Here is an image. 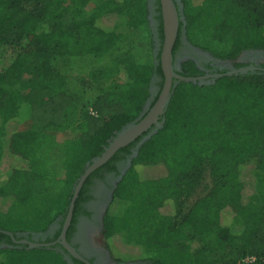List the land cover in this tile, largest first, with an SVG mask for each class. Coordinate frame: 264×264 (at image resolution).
<instances>
[{
	"label": "trees",
	"instance_id": "1",
	"mask_svg": "<svg viewBox=\"0 0 264 264\" xmlns=\"http://www.w3.org/2000/svg\"><path fill=\"white\" fill-rule=\"evenodd\" d=\"M93 1L70 0L59 6V0H0V47H8L15 55L0 72V212L9 217V222L0 224L2 231H25V223L35 219V212L25 218V206L44 194L47 184L33 161L50 138L67 137L63 147L66 183L75 184L86 164L143 114L153 76L159 75L163 85L162 48L156 64L138 62L131 51L122 50L88 73L87 78L102 85L90 108L80 106L79 87L55 67V60L104 56L118 43L116 31L124 12L146 0H98L91 8ZM219 1L224 6L210 28L212 38L227 49L216 56L234 60L244 50L264 51V0ZM202 16V12L186 15V28ZM107 18L113 20L110 27L105 26ZM158 18L163 43L162 15ZM179 37L180 31L173 56ZM182 70L185 76L201 74L192 60L185 61ZM23 105L27 110L24 126L10 130ZM79 109L81 122L76 124ZM150 130L120 147L86 178L75 201L72 224L88 198L86 186L92 178L116 170V162L132 154ZM6 155L25 162V167L1 172ZM247 167L250 179L244 171ZM145 169L150 171L148 177L142 174ZM67 192L61 191L53 203L55 208L64 206L60 211L64 217L73 194ZM261 195L264 71L225 75L208 85L180 81L173 86L163 127L139 146L117 183L103 217L102 237L109 247L125 231L137 232V241H125L128 249L117 262L135 258L164 264L147 257L148 245L173 248L193 239L220 251L212 257L204 244L192 256L193 264H264V206L256 208L251 202ZM168 202L174 206L170 214L162 212ZM228 211L241 219L240 233H233L226 224ZM2 231L0 236L8 237ZM8 242L15 245L11 239ZM247 255L256 260L243 263ZM0 256L6 257L0 264H69L60 251L45 246L0 248Z\"/></svg>",
	"mask_w": 264,
	"mask_h": 264
},
{
	"label": "rangeland",
	"instance_id": "2",
	"mask_svg": "<svg viewBox=\"0 0 264 264\" xmlns=\"http://www.w3.org/2000/svg\"><path fill=\"white\" fill-rule=\"evenodd\" d=\"M70 0H59V6L69 3ZM180 8V16L184 22V34L182 36L183 44L181 49L177 53L175 58V66L182 70V64L187 60L197 62L198 66L203 69L208 68H220L224 71L231 70L242 66H248L249 62L253 61L258 65L264 67V51L261 49H248L242 51L239 56L234 59H221L216 54L222 53L227 49V46L218 43L212 38V32L210 26H213L220 18L223 4L219 0H177ZM98 0H94L91 3V8H94ZM202 12L203 18L196 23L186 28V15L191 16L193 14ZM111 17V16H110ZM150 0H146L144 5L136 4L131 9L124 12L122 15L121 25L117 28V45L109 50L104 56L100 58L95 57H67L64 59L55 60V67L66 75L71 83L77 85L82 95V104L84 108H90L95 97L99 93V87L102 84L93 83L88 77V73L95 67L102 65L105 61L112 59L118 52L129 50L133 54V57L138 62L154 61L158 62V55L162 48L159 46L157 39V30L154 27ZM115 19V18H114ZM105 26L110 27L113 20L107 18L104 20ZM46 25L45 23L41 26ZM161 47L160 49L158 48ZM14 53L8 47H0V72L3 71L8 64L11 63L14 58ZM251 72V71H250ZM247 74V73H245ZM242 74V75H245ZM154 79L151 81L149 92L150 96L147 100L152 97L154 91ZM83 84V88L80 85ZM146 102V104H147ZM146 106V105H145ZM26 106L23 105L20 110V116L16 121L15 126H10V130H17L19 124L22 128L24 126L25 118L27 117ZM1 121V120H0ZM81 122V110L77 111L76 124ZM67 137L64 134H59L52 137L48 142L41 148L37 156L33 161V166L37 170L41 171L45 175L47 184V191L41 196H37L32 199L28 205L25 206V218L30 217L32 212L36 213L35 219L31 222L25 223V231L16 230L19 234L35 235L38 237L40 234L45 235V232L52 229L57 221L63 217L60 213L61 207H53V203H56L59 194L63 190L73 193L76 183H66V169L64 160V143ZM12 166H24L25 162H19L15 157L6 155L1 166V172L5 173L10 170ZM130 165L128 162L123 167V173L121 179L126 173ZM86 167V166H85ZM245 173L248 174L250 179V170L248 167L244 169ZM142 174L148 177L150 174L149 169H145ZM117 177V178H120ZM120 179V180H121ZM207 181H210V177L206 176ZM119 180V181H120ZM118 181V182H119ZM103 199L97 203V209L99 216L108 210L112 198L107 201L110 197V183L102 181L101 183ZM112 184V183H111ZM67 192V193H68ZM108 202V204H107ZM252 205L256 208L264 206V195L256 196L251 200ZM65 205V204H64ZM69 208V207H68ZM105 211V213H106ZM174 206L172 202H168L162 209L163 213H173ZM45 216V217H44ZM226 224L230 227L233 233H240L242 230V221L240 218H234L231 211L226 212ZM0 224L5 225V222H9V217L6 213L0 212ZM3 221V223H2ZM26 222V220H25ZM23 227V226H21ZM46 229L44 232L42 229ZM28 228V229H26ZM97 231V232H96ZM89 239L95 249L101 254H105L110 257L109 262H117L116 258L122 259L123 254H126L128 249L126 242L135 243L137 241V232L123 233L122 239H116L110 242L109 247L106 245L104 239L100 236L98 229H91L89 232ZM126 241V242H125ZM204 244L207 245L210 256H216L220 254V251L213 244L199 243L196 240L190 239L187 241L186 246L177 245L171 248L155 247L154 245H148L146 252L149 259H157L164 264H193L192 256L194 253L201 248ZM30 248V247H28ZM109 254H108V253ZM133 253H137L136 250H132ZM132 256H136L132 254ZM2 259L0 256V262ZM127 262H138L143 264H150V261H141V259L130 258ZM9 264V263H8ZM12 264V263H10Z\"/></svg>",
	"mask_w": 264,
	"mask_h": 264
},
{
	"label": "flooded vegetation",
	"instance_id": "3",
	"mask_svg": "<svg viewBox=\"0 0 264 264\" xmlns=\"http://www.w3.org/2000/svg\"><path fill=\"white\" fill-rule=\"evenodd\" d=\"M177 7L179 8V3L177 0H174ZM160 0H150V7L154 19V27L157 30V39L159 46H163L164 44V39L162 43V38H161V21L158 18V16L162 15V21H163V14H162V6ZM161 9V11H159ZM179 14H180V9H179ZM180 16V15H179ZM182 19L180 16V24H179V30H178V35L180 31V43L178 45V48L176 49V53L173 56V67L174 69L180 73L182 72L181 69H178L175 66V58L177 56V53L181 49V46L183 44L182 41V36L184 32V22L181 24ZM163 31H164V21H163ZM178 37V36H177ZM158 48L160 49L161 47ZM197 63V62H195ZM198 66V64H196ZM249 65H255L258 68H264L263 65H258L257 63H254L253 61L249 62ZM162 66V64H161ZM199 70L201 71L200 75H204L206 73H215V72H224V70L220 68H208V69H203L200 66H198ZM239 68V67H238ZM163 70V69H162ZM259 70H256L255 72H259ZM252 72V71H251ZM164 73V72H163ZM198 76V75H197ZM163 79L159 75H155L154 79V91L152 93V97L149 99L147 102L144 112L150 110L154 104L158 101L163 89H164V84H165V76H164V81L163 85L161 86L160 82ZM175 82V79H174ZM154 103V104H153ZM153 104V105H152ZM143 112V113H144ZM155 126V125H154ZM152 127V129L154 128ZM135 148L132 149V153ZM132 154L126 155L125 158L120 159L116 162V170L113 171H107L105 170L102 174V176H94L92 178V181L86 186V200H84L81 204V208L78 211V214L76 216L75 222H73V216L72 219L69 223V225L66 228L65 231V240L67 244L74 250L75 254H73L65 245L63 244V229L65 228V223H66V216L61 217L56 225L52 228L49 229L45 232V235H39L36 237L35 235L31 234H13L12 232L9 231H2L8 237H1L0 236V248H7V247H14V246H21V245H29V242H34L38 244H46L45 247H50L54 248L58 251H60L65 259L68 261L69 264H113L115 262H109L110 257L105 254H101L97 249L93 247L91 244V241L89 239V232L91 229L99 231L100 236L102 237V227H103V217L105 215V211L99 216V211L97 209V203L99 200L103 199V189L101 187V182L106 181L110 183V197L107 200H109L113 197V192L114 189L117 186L118 181L121 179V174L123 173V167L125 164L128 162L129 158L131 157ZM120 177V178H117ZM112 183V184H111ZM83 187V185H82ZM81 191V190H80ZM107 202V204H108ZM75 207V206H74ZM68 212V211H67ZM73 215H74V210H73ZM97 232V231H96ZM103 238V237H102ZM8 239L12 240L15 245L12 243L8 242ZM24 241V242H23ZM41 247V246H40ZM108 253V252H107ZM109 254V253H108Z\"/></svg>",
	"mask_w": 264,
	"mask_h": 264
},
{
	"label": "water",
	"instance_id": "4",
	"mask_svg": "<svg viewBox=\"0 0 264 264\" xmlns=\"http://www.w3.org/2000/svg\"><path fill=\"white\" fill-rule=\"evenodd\" d=\"M160 1L162 6L163 21H164V44L162 46L161 59H160L165 76L164 89L156 104H154V106H152L150 110L147 111L146 114L143 113L140 116V118H138L136 121L131 122L127 124L125 127H123L116 134V136L113 137L112 140H110L109 145L105 148L104 152L101 155L93 158L91 162H88L86 164L83 174L80 176L78 182L75 185L66 216L65 228L63 229V233H62L63 244L73 254H75L74 250L67 244L65 240V231L72 219L75 201L79 195V192L86 178L95 169L105 164L120 147L129 144L130 142L134 141L137 137H139L141 134L151 129L148 135L144 136L142 140L135 147L131 157L128 160V165H131L132 159L137 155L139 146L152 134L157 132L159 128L163 127L165 122V113L167 111L170 99L173 94V86H175L180 81H187V82L191 81L199 85H204V84L208 85L214 83L217 78L223 77L225 75L232 76L238 74H245L250 71L255 72L256 70L259 69L260 71H264V68H258L255 65H248L239 68H233L231 70L219 72V73L218 72L206 73L200 76L199 75L185 76L178 73L173 67L172 60H173V47L178 36V30L180 24V16H179L180 8L177 7L174 0H160ZM153 126L154 128L152 129ZM29 245L30 248L46 246V244L44 245L34 242H29ZM113 264H143V263L115 262Z\"/></svg>",
	"mask_w": 264,
	"mask_h": 264
},
{
	"label": "built area",
	"instance_id": "5",
	"mask_svg": "<svg viewBox=\"0 0 264 264\" xmlns=\"http://www.w3.org/2000/svg\"><path fill=\"white\" fill-rule=\"evenodd\" d=\"M256 260L255 256L247 255L242 259L243 263H250Z\"/></svg>",
	"mask_w": 264,
	"mask_h": 264
}]
</instances>
